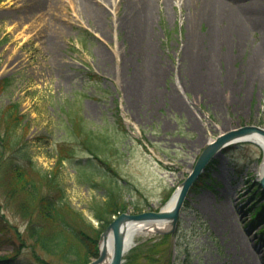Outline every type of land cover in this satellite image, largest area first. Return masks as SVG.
Segmentation results:
<instances>
[{"label": "rangeland", "instance_id": "1", "mask_svg": "<svg viewBox=\"0 0 264 264\" xmlns=\"http://www.w3.org/2000/svg\"><path fill=\"white\" fill-rule=\"evenodd\" d=\"M118 1L111 22L103 18L98 28L79 0L78 12L74 0H58L57 9L0 0V114L17 102L25 115L10 144L0 142V163L27 165L29 154L56 172L70 205L96 228L102 221L93 207L110 188L125 204L111 222L124 212L159 211L211 139L247 124L264 127V69L251 58L263 48L259 29L238 45L224 22L199 14L197 0H153L146 29L122 26L114 19L125 17L127 1ZM86 135L112 168L94 158L91 174ZM57 148L73 152V162L57 165ZM263 160V148L250 140L222 147L188 194L175 235L139 237L123 264H261ZM4 171L0 166V264H89L99 256L111 222L96 257L74 263L46 253L31 235L21 194L9 195Z\"/></svg>", "mask_w": 264, "mask_h": 264}, {"label": "trees", "instance_id": "2", "mask_svg": "<svg viewBox=\"0 0 264 264\" xmlns=\"http://www.w3.org/2000/svg\"><path fill=\"white\" fill-rule=\"evenodd\" d=\"M18 108L19 104L16 102L7 105L1 111L0 142L2 144H10V133L16 130L24 120L25 115H18ZM69 119L71 126H74L75 130L82 128L78 115L70 114ZM2 124H6L5 128L8 130L6 133L1 131ZM92 141L95 143V147H92ZM84 142L88 145L87 147L93 155L88 157V162L86 163L90 167L91 174H97L94 158L99 159L112 168L110 161L103 155L102 146L98 141L90 140L89 135H86ZM89 142H91V146ZM20 148L22 149L23 146L20 145ZM56 151L57 165L61 166L65 159L73 162V152L68 150L69 154H67L64 150L61 151L58 148ZM26 157L27 165H19L14 159H7L1 161L0 166L1 168L4 167L5 171L3 174L6 176L5 179L9 181V195L12 196L16 191L19 192L22 198V205L24 204L28 207L29 229L38 246L46 253L60 257L61 260L70 262L73 258L72 261L74 263L85 261L88 256H98L101 233L107 224L111 222V216L117 211H121V208L124 209L125 204L118 202L121 196L113 189L114 187L110 188L105 203L100 207H93L96 217L102 221V226L96 228L91 222L86 220L81 211L70 205L66 197L65 188L58 180V174L54 171H46L41 167H37L29 154ZM18 178L23 180L21 181L22 185L19 187L15 186V181ZM166 235L169 236V234ZM151 250H157V248L153 247ZM41 260L44 261L43 259ZM35 264L40 263L36 262Z\"/></svg>", "mask_w": 264, "mask_h": 264}, {"label": "bare ground", "instance_id": "3", "mask_svg": "<svg viewBox=\"0 0 264 264\" xmlns=\"http://www.w3.org/2000/svg\"><path fill=\"white\" fill-rule=\"evenodd\" d=\"M35 1L32 7H46L47 9H57L59 7L58 0H31ZM77 0H74L73 8L75 12H78V6L76 7ZM124 0H119L118 4H122ZM127 11L120 17L116 15L114 19L115 24L122 26H133L140 24L143 29H146L151 22L150 11L152 8L153 0H126ZM182 3L186 0H180ZM196 1V0H195ZM199 1L202 8L199 14L203 13L211 16V19L216 20L217 23L224 22L223 31L225 33L232 31L237 37L238 45H244L247 42V34L251 31L259 29L262 38L261 44L263 48L256 51L255 56L251 57L255 61V66L264 69V0H197ZM82 9H84L88 16L91 17L98 28L103 25V18H107L111 22L110 14H112V8L117 4V0H79ZM203 11V12H202ZM29 14V13H28ZM27 15V14H26ZM61 31V28H60ZM57 43V42H56ZM53 43V44H56ZM212 54V51L210 55ZM252 60H250L252 62ZM223 133H225L223 131ZM222 133V134H223ZM221 135V134H220ZM251 141L259 144L264 150V135L260 133H254L248 137ZM217 139V138H216ZM216 139H211L213 142ZM245 138H241L243 140ZM237 140V141H240ZM261 179L264 176V160L260 167ZM262 185V183H261ZM263 186V185H262ZM182 185L172 194L166 205L163 207L164 210H171L175 207L177 199L179 197ZM169 222L167 220L156 219L151 221H130L125 226V239H126V253L130 251L137 243V240L141 236H147L154 232L156 229L167 228ZM236 236V234H235ZM238 237V236H236ZM106 245L108 249L107 257L105 260L98 264H111L114 254V235L111 232L107 239L104 240L102 246ZM244 245L246 243L244 242ZM262 263L264 264V254H261ZM247 264H252L249 260ZM260 264V263H253Z\"/></svg>", "mask_w": 264, "mask_h": 264}, {"label": "water", "instance_id": "4", "mask_svg": "<svg viewBox=\"0 0 264 264\" xmlns=\"http://www.w3.org/2000/svg\"><path fill=\"white\" fill-rule=\"evenodd\" d=\"M254 133H260L264 135V127L259 125H243L232 130H229L217 137L216 140L210 142L200 154L194 169L190 172L187 178L182 182V189L180 191L179 197L177 199L176 205L171 210H164L163 208L159 211H149L142 212L139 214H132L128 212L121 213L116 217L107 229L103 232L101 236V252L99 256L89 264H98L105 260L107 257L108 249L106 245L102 246L104 240L107 239V236L113 232L114 235V254L111 264H123L124 255L126 253V239H125V226L130 221H151L156 219L167 220L169 225L164 229H156L158 233H170L172 236L175 235L178 224L181 219L183 208L188 194L190 193L192 187L205 172L212 157L226 145L240 140L242 137L243 140H250L248 137ZM251 141V140H250ZM261 183L264 187V176L261 179Z\"/></svg>", "mask_w": 264, "mask_h": 264}]
</instances>
